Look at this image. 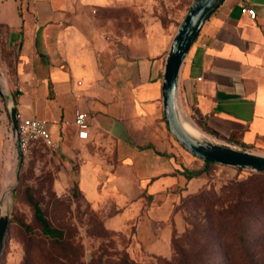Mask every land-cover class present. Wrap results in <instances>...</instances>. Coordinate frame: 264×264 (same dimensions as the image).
Returning <instances> with one entry per match:
<instances>
[{
    "label": "crops",
    "instance_id": "crops-1",
    "mask_svg": "<svg viewBox=\"0 0 264 264\" xmlns=\"http://www.w3.org/2000/svg\"><path fill=\"white\" fill-rule=\"evenodd\" d=\"M243 1L221 0L204 24L184 60L178 99L216 137L252 145L264 136V0L247 2L256 19L242 11ZM148 5L0 0V205L7 209L13 189L3 201L2 194L16 182L9 100L17 114L47 121L56 145L81 158L80 172H97L107 153L111 172H135L149 197L189 180L179 173L190 167L172 152L163 108L174 34ZM78 111L88 116L87 140L77 136ZM136 234L153 239L148 216Z\"/></svg>",
    "mask_w": 264,
    "mask_h": 264
},
{
    "label": "rangeland",
    "instance_id": "rangeland-1",
    "mask_svg": "<svg viewBox=\"0 0 264 264\" xmlns=\"http://www.w3.org/2000/svg\"><path fill=\"white\" fill-rule=\"evenodd\" d=\"M192 1L148 0V7L175 35ZM178 100L203 134L264 155V136L247 147L216 137ZM169 137L176 160L203 172L153 197L135 172H111L104 150L97 172H80L77 152L31 137L23 148L19 181L7 197L9 223L0 264H264V172L206 165L170 129ZM15 155L14 182L18 149ZM34 201L63 231L61 238L43 233ZM141 216L154 226L150 242L137 237Z\"/></svg>",
    "mask_w": 264,
    "mask_h": 264
},
{
    "label": "water",
    "instance_id": "water-1",
    "mask_svg": "<svg viewBox=\"0 0 264 264\" xmlns=\"http://www.w3.org/2000/svg\"><path fill=\"white\" fill-rule=\"evenodd\" d=\"M220 2L221 0H193L187 14L177 28L167 55L163 76L162 96L165 119L175 138L196 157L204 161L223 165L264 171L263 154L255 153L218 139H199L195 137L185 128L178 109V82L184 60L199 32ZM7 108L19 151V164L16 182L3 192L2 201L7 192L14 189L17 185L23 165V147L15 102L12 100L7 101ZM8 223L9 213L4 204L1 203L0 254L4 247Z\"/></svg>",
    "mask_w": 264,
    "mask_h": 264
},
{
    "label": "built area",
    "instance_id": "built-area-1",
    "mask_svg": "<svg viewBox=\"0 0 264 264\" xmlns=\"http://www.w3.org/2000/svg\"><path fill=\"white\" fill-rule=\"evenodd\" d=\"M249 0H244L242 3V11L252 19L257 18V11L254 7L247 4ZM19 120V130L21 134L22 147H26L30 142L31 137L41 138L47 144L55 146L56 142L53 139L51 133L47 128V121L39 118H25L21 114H17ZM75 125L78 129V138L81 140H87L90 137L89 132V120L85 112L78 111L75 117ZM11 136L15 138L12 128Z\"/></svg>",
    "mask_w": 264,
    "mask_h": 264
},
{
    "label": "trees",
    "instance_id": "trees-1",
    "mask_svg": "<svg viewBox=\"0 0 264 264\" xmlns=\"http://www.w3.org/2000/svg\"><path fill=\"white\" fill-rule=\"evenodd\" d=\"M242 146H250V145H245V144H241ZM170 156L175 157L173 154H170ZM211 163V161H205L206 165H209ZM203 170H193L191 168L188 167H184L183 170H181V172L183 175H185V177L187 179H192V178H197L199 176H201ZM260 172H264V171H260ZM151 195V194H150ZM34 208H35V216L36 218L41 222L42 227H43V233L51 238H55V239H59L63 236V231L55 228L51 225L49 219L46 217V213L44 211V209L41 207L40 203L38 201H34ZM132 264H136L135 262H133Z\"/></svg>",
    "mask_w": 264,
    "mask_h": 264
},
{
    "label": "bare ground",
    "instance_id": "bare-ground-1",
    "mask_svg": "<svg viewBox=\"0 0 264 264\" xmlns=\"http://www.w3.org/2000/svg\"><path fill=\"white\" fill-rule=\"evenodd\" d=\"M179 100H178V109L181 115V119L183 121V124L185 128L193 134L195 137L199 139H213L212 137H209L206 134H203V132L199 131L198 128L195 126V124L187 117L186 113L181 109L179 105Z\"/></svg>",
    "mask_w": 264,
    "mask_h": 264
}]
</instances>
